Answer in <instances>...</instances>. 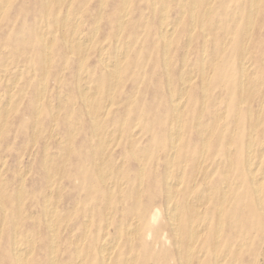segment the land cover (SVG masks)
<instances>
[{
	"label": "rangeland",
	"instance_id": "374dc122",
	"mask_svg": "<svg viewBox=\"0 0 264 264\" xmlns=\"http://www.w3.org/2000/svg\"><path fill=\"white\" fill-rule=\"evenodd\" d=\"M123 1L0 0V264H263L264 0Z\"/></svg>",
	"mask_w": 264,
	"mask_h": 264
},
{
	"label": "bare ground",
	"instance_id": "6f19581e",
	"mask_svg": "<svg viewBox=\"0 0 264 264\" xmlns=\"http://www.w3.org/2000/svg\"><path fill=\"white\" fill-rule=\"evenodd\" d=\"M172 1H174V0H172ZM184 1V0H183ZM122 2V1H121ZM123 2H127L126 0H124ZM129 2V1H128ZM153 2V1H152ZM186 2H188V1H186ZM258 2V0H251V11H250V17H252L254 14H256V12H257V6H256V3ZM5 3V2H4ZM7 3V2H6ZM47 3V2H46ZM51 3H52V1H51ZM183 3V2H182ZM181 3V4H182ZM153 4V3H152ZM165 4H167V2L165 3ZM180 4V5H181ZM184 4V3H183ZM50 5V4H49ZM154 5V4H153ZM259 5V4H258ZM121 6V5H120ZM166 6V5H165ZM193 7V6H192ZM195 7V6H194ZM5 7H3V9H4ZM103 8V7H102ZM124 9H125V7H124ZM2 10V9H1ZM68 10V9H67ZM82 10V9H81ZM121 10V9H120ZM2 12V11H1ZM81 11H79V13H80ZM244 12V11H243ZM56 13V12H55ZM66 13V12H65ZM153 13H154V11H153ZM162 13H165V12H162ZM161 13V14H162ZM167 13V12H166ZM181 14H182V11H181ZM185 14V13H184ZM193 14V13H192ZM1 15V14H0ZM75 15H76V13H75ZM167 15V14H166ZM202 15V14H201ZM77 16V15H76ZM119 16V15H118ZM235 16V15H234ZM67 17V16H66ZM65 17V18H66ZM95 17V16H94ZM246 17V16H245ZM63 19H64V16H63ZM76 19V18H75ZM79 19V18H78ZM192 19V18H191ZM46 20V19H45ZM54 20H55V17H54ZM66 20V19H65ZM231 20V19H230ZM229 20V21H230ZM64 21V20H63ZM63 21H62V23H63ZM73 21V20H72ZM98 21H99V19H98ZM97 21V22H98ZM164 21H165V19H164ZM178 21V20H177ZM176 21V22H177ZM239 21V20H238ZM247 21V20H246ZM245 21V22H246ZM95 22H96V20H95ZM94 22V23H95ZM96 22V23H97ZM192 22V21H191ZM209 22V21H208ZM248 22H251L250 21V19H248ZM53 23H56V22H53ZM73 23H74V21H73ZM76 23V22H75ZM85 23V22H84ZM170 23V22H169ZM61 24V23H60ZM70 25V24H69ZM218 25V24H217ZM216 25V26H217ZM61 26H62V24H61ZM60 26V27H61ZM81 26V25H80ZM81 27H83V25L81 26ZM166 27H168V26H166ZM173 27H175V26H173ZM188 27V26H187ZM42 28V27H41ZM190 28V27H189ZM189 28H187L188 30H189ZM202 28V27H201ZM237 28V27H236ZM252 28H253V26H252ZM94 29V28H93ZM92 29V30H93ZM169 29H171V28H169ZM79 30H80V28H79ZM78 30V31H79ZM122 30V29H121ZM172 30V29H171ZM171 30H169V31H171ZM213 30V29H212ZM47 31V30H46ZM207 31H209V30H207ZM212 32V31H211ZM249 32V31H248ZM82 33V32H81ZM205 32H203V34H204ZM210 33V32H209ZM53 34V33H52ZM77 34V33H76ZM171 34V33H170ZM251 34V33H250ZM70 35V34H69ZM168 33H166L165 35H162V36H164L163 38H167L168 37ZM192 35V34H191ZM45 36V35H44ZM89 36H91V35H89ZM173 36V35H172ZM233 36V35H232ZM72 37H73V35H72ZM80 37V36H79ZM116 37V36H115ZM51 38H52V36H51ZM54 38V37H53ZM67 38V37H66ZM78 38V37H77ZM80 38H82V37H80ZM188 39V38H187ZM207 39V38H206ZM233 39V38H232ZM75 40V39H74ZM83 40V39H82ZM81 40V41H82ZM89 40V39H88ZM91 40V39H90ZM89 40V41H90ZM190 40V39H189ZM194 40H196V38H194ZM231 40V39H230ZM68 41V40H67ZM84 41V40H83ZM87 40H86V38H85V42H86ZM88 41V42H89ZM119 41V40H118ZM127 41V40H126ZM74 42V41H73ZM188 42V41H187ZM209 42V41H208ZM87 43V42H86ZM121 43H123V42H121ZM118 44V43H117ZM126 44H127V42H126ZM190 44H191V42H190ZM244 44V43H243ZM44 45V44H43ZM82 45V44H81ZM134 45V44H133ZM187 45V44H186ZM223 45V44H222ZM225 45V44H224ZM117 46V45H116ZM125 46V45H124ZM167 46V45H166ZM239 46V45H238ZM188 47V46H187ZM222 47V46H221ZM44 48V47H43ZM103 48V47H102ZM105 48V47H104ZM107 48V47H106ZM126 48V47H125ZM165 48V47H164ZM224 48V47H223ZM222 48V49H223ZM226 48V47H225ZM89 49V48H88ZM132 49V48H131ZM166 49V48H165ZM185 49H186V47H185ZM114 50H116V49H114ZM170 50V49H169ZM208 50V49H207ZM213 50V49H212ZM43 51V50H42ZM50 51V50H49ZM187 51V50H186ZM206 51V50H205ZM210 51V50H209ZM115 52H117V51H115ZM130 52V51H129ZM203 52V51H202ZM112 53V52H111ZM187 53V52H186ZM43 54V53H42ZM122 53H120V55H121ZM125 54V53H124ZM216 54V53H215ZM222 54V53H221ZM51 55H53V54H51ZM68 54H66V56H67ZM119 55V56H120ZM185 55V54H184ZM187 55V54H186ZM185 55V56H186ZM246 55V54H245ZM106 56H107V54H106ZM115 56H116V53H115ZM207 56V55H206ZM247 56V55H246ZM68 57V56H67ZM121 57V56H120ZM128 57V56H127ZM126 57V58H127ZM107 58V57H106ZM122 58V57H121ZM165 58V57H164ZM167 58V57H166ZM184 58V56L182 57V59ZM191 58V57H190ZM201 58V57H200ZM204 58V57H203ZM209 58H211V57H209ZM108 59V58H107ZM114 59V58H113ZM213 59V58H212ZM111 60V59H110ZM115 60V59H114ZM122 60V59H121ZM188 60V59H187ZM7 61H8V59H7ZM6 61V62H7ZM45 61V60H44ZM109 61V60H108ZM202 61H203V59H202ZM116 62V61H115ZM191 62H192V60H191ZM200 62V61H199ZM245 62V61H244ZM247 62H248V60H247ZM247 62H246V64H247ZM249 63V62H248ZM254 63V62H253ZM5 64V63H4ZM108 64H110V63H108ZM113 64V63H112ZM245 64V67H247V65ZM116 65V64H115ZM182 65V64H181ZM252 65V64H251ZM118 66V65H117ZM183 66V65H182ZM189 67L190 66H192L191 64L190 65H188ZM187 66V67H188ZM199 67H201L200 66V64L198 65ZM202 66H203V64H202ZM208 66V65H207ZM41 67H43V66H41ZM111 67V66H110ZM168 67V66H167ZM194 67H196V66H194ZM22 68V67H21ZM79 68H81V67H79ZM118 68V67H117ZM180 68V67H179ZM14 69V68H13ZM120 69V68H119ZM200 69V68H199ZM95 70V69H94ZM167 70V69H166ZM187 70V69H186ZM253 70V69H252ZM32 71V70H31ZM62 71V70H61ZM117 71V70H116ZM181 71V70H180ZM192 71V70H191ZM245 71V70H244ZM186 72H188V70L186 71ZM252 72V71H251ZM15 73H17V72H15ZM14 73V74H15ZM62 73V72H61ZM85 73V72H84ZM114 73L115 72H113L112 71V74L114 75ZM185 73V72H184ZM192 73V72H191ZM21 74V73H20ZM20 74H18V75H20ZM181 74H182V72H181ZM3 75V74H2ZM117 75V74H116ZM243 75V74H242ZM1 77V76H0ZM14 77V76H13ZM30 77V76H29ZM47 77V76H46ZM78 77H80L79 75H78ZM86 77V76H85ZM91 77H93V75H91ZM90 77V78H91ZM15 78V77H14ZM17 78H18V76H17ZM253 78V77H252ZM46 79V78H45ZM243 79V78H242ZM249 79H251V77L249 78ZM182 80V79H181ZM259 80V79H258ZM12 81V80H11ZM41 81V80H40ZM92 81V80H91ZM95 81V80H94ZM44 82H45V80H44ZM108 82V81H107ZM170 82V81H169ZM209 82V81H208ZM242 82V81H241ZM257 82V81H256ZM255 82V83H256ZM48 83V82H47ZM189 82H188V79H186L185 80V82H184V84H185V86H187V85H190V84H188ZM94 84V83H93ZM209 84V83H208ZM241 84V83H240ZM39 86H41V85H39ZM46 86V85H45ZM96 86V85H95ZM12 87V86H11ZM15 87V86H14ZM47 87V86H46ZM88 87H89V85H88ZM93 87V86H92ZM84 88H87V85H86V87L84 86ZM90 88V87H89ZM89 88H87V89H89ZM12 89V88H11ZM15 89V88H14ZM42 89V88H41ZM45 90V89H44ZM249 90V89H248ZM50 91V90H49ZM137 91V90H136ZM11 92V91H10ZM88 92V91H87ZM13 93V92H12ZM65 94V93H64ZM10 95V94H9ZM204 95V94H203ZM41 96V95H40ZM3 97V96H2ZM1 97V98H2ZM9 97V96H8ZM7 97V98H8ZM11 97V96H10ZM13 97V96H12ZM37 97H38V95H37ZM103 97V96H102ZM0 98V99H1ZM63 98V97H62ZM66 98V97H65ZM5 99V98H4ZM19 99V98H18ZM174 99H175V97H174ZM177 99V98H176ZM7 100V99H6ZM6 100H4V101H6ZM12 100V99H11ZM85 100L86 101H88L89 99H88V97L87 96H85ZM215 100V99H214ZM43 101V100H42ZM97 101H99V100H97ZM204 101V100H203ZM16 102V101H15ZM107 102V101H106ZM110 102H111V100H110ZM127 102V101H126ZM183 102V101H182ZM182 102L181 101H177L176 103H174V111L176 112V113H180L181 112V109H182V107H183V105H182ZM242 102V101H241ZM264 102V101H263ZM1 103V102H0ZM11 103V102H10ZM119 103H121V102H119ZM128 103V102H127ZM225 103H227V102H225ZM2 104V103H1ZM6 105V104H5ZM65 105V104H64ZM72 105H74L73 103H72ZM71 105V106H72ZM106 105V104H105ZM185 105V104H184ZM206 105V104H205ZM53 106V105H52ZM128 106V105H127ZM130 106V105H129ZM1 107H3V106H1ZM57 107V106H56ZM173 107V106H172ZM79 108V107H78ZM109 108V107H108ZM40 109V108H39ZM72 109V108H71ZM38 110V109H37ZM58 110H59V108H58ZM108 110V109H107ZM106 110V111H107ZM219 110V109H218ZM224 110V109H223ZM222 110V111H223ZM262 110V109H261ZM1 111V110H0ZM8 110L6 109V112H7ZM96 111V110H95ZM173 111V110H172ZM183 111V110H182ZM225 111V110H224ZM57 112V111H56ZM221 112V111H220ZM226 112V111H225ZM237 112V111H236ZM105 113V112H104ZM126 113V112H125ZM219 113V112H218ZM217 113V114H218ZM107 114V113H106ZM203 114V113H202ZM216 114V115H217ZM221 114V113H220ZM67 115H69V114H67ZM66 115V116H67ZM215 115V116H216ZM182 116V115H181ZM104 117V116H103ZM114 117V116H113ZM200 117V116H199ZM6 118V117H5ZM105 118V117H104ZM182 118V117H181ZM95 119V118H94ZM79 120V119H78ZM123 120H124V118H123ZM178 121V120H177ZM202 121V120H201ZM262 121V120H261ZM2 122V121H1ZM180 122V121H179ZM96 123V122H95ZM199 123H200V121H199ZM206 123V122H205ZM41 124V123H40ZM93 124V123H92ZM123 124H124V122H123ZM164 124H166V123H164ZM177 124V123H176ZM137 125V124H136ZM212 125V124H211ZM210 125V126H211ZM4 126V125H3ZM2 126V127H3ZM223 126V125H222ZM119 128H120V126H119ZM95 129V128H94ZM181 130H182V127H181V125L178 123L177 125H175V127H173V129L171 130L172 132L171 133H173V135L176 137V136H178L179 135V133L181 132ZM210 130V129H209ZM224 130V129H223ZM122 131V130H121ZM108 132H109V129H108ZM107 132V133H108ZM224 132V131H223ZM256 132V131H255ZM95 133V132H94ZM136 134V133H135ZM231 134V133H230ZM256 134V133H255ZM105 135V134H104ZM133 135V134H132ZM252 136V135H251ZM206 137V136H205ZM203 138V137H202ZM213 138V137H212ZM111 139V138H110ZM252 139V138H251ZM108 141V140H107ZM180 141V140H179ZM201 141H202V139H201ZM103 142H105V141H103ZM111 142V141H110ZM175 142H176V140H175V138L173 139V141H172V143H171V152L172 153H174L175 154V152H176V147H177V145L175 146ZM262 143V142H261ZM63 145V144H62ZM208 145V144H207ZM252 145V144H251ZM255 145H256V143H255ZM203 146V145H202ZM260 146H262V145H260ZM204 147V146H203ZM108 148V147H107ZM255 148H256V146H255ZM261 148V147H260ZM263 148H264V146H263ZM263 148H262V150H263ZM204 149V148H203ZM207 149V148H206ZM179 150V149H178ZM229 150V149H228ZM45 151V150H44ZM112 151H113V149H112ZM145 151V150H144ZM207 151V150H206ZM232 151H234V150H232ZM264 151V150H263ZM100 152V151H99ZM229 152V151H228ZM255 152V151H254ZM45 153V152H44ZM206 153V152H205ZM202 154H203V152H202ZM158 155V154H157ZM205 155V154H204ZM170 156H171V154H170ZM51 157V156H50ZM124 157V156H123ZM181 157H182V155H181ZM200 157V156H199ZM204 157V156H203ZM254 158V157H253ZM253 158H251V159H253ZM54 159V158H53ZM201 159V158H200ZM205 159V158H204ZM49 160V159H48ZM173 160V159H172ZM184 160H185V158H184ZM98 161V160H97ZM250 161V160H249ZM253 161V160H252ZM258 161V160H257ZM254 162V161H253ZM4 163V162H3ZM32 163V162H31ZM173 163V162H172ZM248 163V162H247ZM255 163V162H254ZM66 164V163H65ZM100 164V163H99ZM120 164H122V163H120ZM249 164H250V162H249ZM256 164V163H255ZM31 165V164H30ZM102 165V164H101ZM186 165V164H185ZM264 165V163L262 162V163H258V165H257V171H256V169H255V171H256V173H254L253 174V176H252V182H253V184H259L260 183V181H261V179H264V170H263V166ZM48 166V165H47ZM250 166H252V164L250 165ZM249 166V167H250ZM256 166V165H255ZM49 167V166H48ZM122 167V166H121ZM249 167H248V169H249ZM50 168V167H49ZM118 168H119V166H118ZM215 168V167H214ZM252 168V167H251ZM243 169V168H242ZM252 169H254V167L252 168ZM261 169H262V171H263V173L261 172ZM97 170V169H96ZM182 170V169H181ZM215 170V169H214ZM6 171V170H5ZM27 171V170H26ZM50 171V170H49ZM110 171V170H109ZM109 171H108V174H109ZM99 172H101V175H104V171H103V173H102V171L100 170ZM177 172V171H176ZM179 172V171H178ZM210 172V171H209ZM212 172H213V169H212ZM211 172V173H212ZM139 173V172H138ZM143 174V173H142ZM181 174V173H180ZM199 174V173H198ZM52 175V174H51ZM176 175V174H175ZM210 175V174H209ZM139 176H140V174H139ZM170 176V175H169ZM172 176V175H171ZM182 176V175H181ZM108 177V176H107ZM143 178V177H142ZM174 178V177H173ZM198 179V178H197ZM22 181V180H21ZM112 181V180H111ZM169 181V180H168ZM172 181H174L173 179H172ZM171 181V182H172ZM175 181H176V184H177V180L175 179ZM211 181V180H210ZM224 181V180H223ZM118 182H119V180H118ZM141 182V181H140ZM179 182H180V180H179ZM181 182H182V180H181ZM3 182H1V184H2ZM49 183V182H48ZM175 182H173V184H174ZM172 184V183H171ZM49 185V184H48ZM106 185V184H105ZM138 185V184H137ZM260 185H262V183L260 184ZM50 186H52V185H50ZM257 186V185H256ZM103 187V186H102ZM258 187V186H257ZM184 188V187H183ZM177 189H178V187H177ZM258 189V188H257ZM51 190V189H50ZM213 190V189H212ZM177 192V191H176ZM118 193V192H117ZM176 194V193H175ZM210 194V193H209ZM225 194V193H224ZM260 193H259V190H257L256 191V193H255V195L257 196V200L259 201L260 200V195H259ZM221 195V194H220ZM176 196V195H175ZM204 196V195H203ZM263 196H264V194H263ZM262 196V197H263ZM169 197H170V195H169ZM173 196L171 195V198H172ZM198 197H199V195H198ZM196 198V197H195ZM224 198V197H223ZM227 198V197H226ZM174 199V198H173ZM199 199V198H198ZM47 200V199H46ZM226 200V199H225ZM262 200V199H261ZM184 200H182V202H183ZM196 201H198V200H196ZM195 201V202H196ZM223 201V200H222ZM22 203V202H21ZM176 203V202H175ZM186 203V202H185ZM184 203V204H185ZM48 204V203H47ZM201 204H203V203H201ZM262 204V203H261ZM1 205V204H0ZM76 206V205H75ZM168 206V205H167ZM187 206H188V204H187ZM221 206V205H220ZM77 207V206H76ZM185 207V206H184ZM43 208V207H42ZM46 208H47V206H46ZM53 208V207H52ZM167 208V207H166ZM181 208H183V207H181ZM211 208H213V207H211ZM54 209V208H53ZM184 209V208H183ZM55 210V209H54ZM156 210H157V208H156ZM222 210V209H221ZM75 211V210H74ZM123 211V210H122ZM167 211V210H166ZM107 212V211H106ZM167 212H169V213H167V214H169L170 215V220H171V223H172V225L175 227V231L176 230H178V228H177V221H179V219H178V214H177V207L174 205V203H173V201L171 200L170 201V203H169V206H168V211ZM112 213V212H111ZM158 213H160L159 211H158ZM206 213V212H205ZM205 213H204V215H205ZM260 213H263L264 214V208L262 207H260L259 208V214ZM3 215L4 214H2V217H3ZM154 215V214H153ZM156 215L157 214H155L154 216H153V219H155L156 218ZM187 215H189V214H187ZM204 215H202V216H204ZM48 216V215H47ZM46 216V217H47ZM159 216V215H158ZM262 216V215H261ZM86 217V216H85ZM188 217V216H187ZM4 218V217H3ZM16 218V217H15ZM38 219H39V217H37ZM189 218V217H188ZM86 219H88V218H86ZM134 219V218H133ZM158 219V218H157ZM178 219V220H177ZM202 219H203V217H202ZM85 219H83V221H84ZM152 220V219H151ZM3 221V220H2ZM87 221V220H86ZM85 221V222H86ZM107 221V220H106ZM203 221V220H202ZM210 221V220H209ZM88 222V221H87ZM151 222V221H150ZM152 222H153V220H152ZM156 222V221H155ZM154 222V223H155ZM57 223V222H56ZM106 223V222H105ZM205 223H208V221L207 222H205ZM204 223V224H205ZM54 224V223H53ZM121 224V223H120ZM167 224V223H166ZM192 224V223H191ZM198 224H199V222H198ZM221 224V223H220ZM1 225H2V223H1ZM88 225V224H87ZM141 225V224H140ZM172 225H171V227H172ZM195 225V224H194ZM197 225V224H196ZM124 226V225H123ZM220 226V225H219ZM173 227V228H174ZM180 227V226H179ZM196 227V226H195ZM108 228V227H107ZM106 228V229H107ZM203 228V227H202ZM202 228H200V229H202ZM205 228V227H204ZM221 228V227H220ZM49 229H51V228H49ZM126 229V228H125ZM181 229V228H180ZM216 229V228H215ZM1 230V229H0ZM27 230V229H26ZM105 230V229H104ZM191 230V229H190ZM220 230V229H219ZM86 231V230H85ZM132 231V230H131ZM179 231V230H178ZM189 231V230H188ZM195 231H196V229H195ZM179 234V233H178ZM214 234V233H213ZM212 234V235H213ZM220 234V233H219ZM18 236V235H17ZM25 236V235H24ZM115 236V235H114ZM13 237H15L14 235H13ZM120 237V236H119ZM213 237V236H212ZM17 238V237H16ZM56 238V237H55ZM164 238V237H163ZM219 238V237H218ZM107 240H109V239H107ZM106 240V241H107ZM111 240V239H110ZM113 240H114V237H113ZM112 240V241H113ZM117 240V239H116ZM86 241V240H85ZM97 241V240H96ZM54 242V241H53ZM84 242V241H83ZM173 242V241H172ZM180 242V241H179ZM31 243V242H30ZM29 243V244H30ZM169 243V242H168ZM219 243V242H218ZM26 244V243H25ZM53 244V243H52ZM105 244V243H104ZM106 244H108V243H106ZM116 244V243H115ZM180 244V243H179ZM190 244V243H189ZM230 244H231V242H230ZM243 244V243H242ZM211 245V244H210ZM21 246V245H20ZM28 246V245H27ZM102 246V245H101ZM111 246V245H110ZM240 246V245H239ZM29 247H31V245L29 246ZM183 247V246H182ZM63 248V247H62ZM229 248V247H228ZM227 248V249H228ZM21 249V248H20ZM19 248H17L16 249V256L18 257L17 258V263L16 264H23V257L21 258V255L19 254V250H20ZM23 249V248H22ZM24 249H25V247H24ZM94 249V248H93ZM115 249V248H114ZM199 249V248H198ZM216 249V248H215ZM226 249V250H227ZM237 249V248H236ZM28 250V249H27ZM31 250V249H30ZM225 250V251H226ZM22 251H24V250H22ZM201 251V250H200ZM237 251V250H236ZM114 252V251H113ZM197 252V251H196ZM25 253V252H24ZM32 254V253H31ZM79 254V253H78ZM204 254V253H203ZM223 254V253H222ZM77 255V254H76ZM137 255V254H136ZM135 255V256H136ZM26 256V255H25ZM79 256V255H78ZM25 258H27V257H25ZM51 258H53V257H50V260H51ZM102 259V263L103 264H106L107 263V261L110 259V255H107V254H104V255H102V257H101ZM225 258V257H224ZM87 259V258H86ZM132 259V258H131ZM134 259V258H133ZM221 259V258H220ZM260 259V258H259ZM264 259V258H263ZM54 260V259H53ZM125 260V259H124ZM56 261V260H55ZM55 261H53V262H55ZM76 261V260H75ZM260 261V260H259ZM77 262V261H76ZM220 262H222V261H220ZM258 262V261H257ZM26 263V262H25ZM49 263H50V261H49ZM81 263V262H80ZM54 264V263H53ZM261 264V263H260ZM263 264H264V262H263Z\"/></svg>",
	"mask_w": 264,
	"mask_h": 264
}]
</instances>
